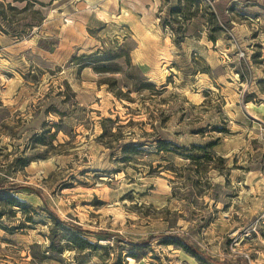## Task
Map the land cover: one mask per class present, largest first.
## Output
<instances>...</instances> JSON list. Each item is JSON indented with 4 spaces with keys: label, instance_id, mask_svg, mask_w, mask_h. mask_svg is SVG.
Listing matches in <instances>:
<instances>
[{
    "label": "rangeland",
    "instance_id": "1",
    "mask_svg": "<svg viewBox=\"0 0 264 264\" xmlns=\"http://www.w3.org/2000/svg\"><path fill=\"white\" fill-rule=\"evenodd\" d=\"M0 186V264H264V0H0Z\"/></svg>",
    "mask_w": 264,
    "mask_h": 264
},
{
    "label": "trees",
    "instance_id": "2",
    "mask_svg": "<svg viewBox=\"0 0 264 264\" xmlns=\"http://www.w3.org/2000/svg\"><path fill=\"white\" fill-rule=\"evenodd\" d=\"M159 144H161V146L163 145L162 142H160ZM132 147V146H131ZM131 147H125L126 150L130 149ZM163 150V149H160ZM16 190L15 188H6L4 186H0V198L2 197H7L9 198V205L13 206V207H26L27 205L25 203L20 202L17 198H15L13 195L10 194L11 191ZM3 217V214L0 213V219ZM53 219L57 222V223H61V221L58 219V217L54 214H52ZM75 237H79V236H75ZM86 244L90 247H92V245L90 243ZM174 244V243H172ZM187 253L191 254L193 257L197 258V259H201L203 258L198 251L194 250L192 247H190L189 245H187L186 243H183V245L181 246Z\"/></svg>",
    "mask_w": 264,
    "mask_h": 264
}]
</instances>
